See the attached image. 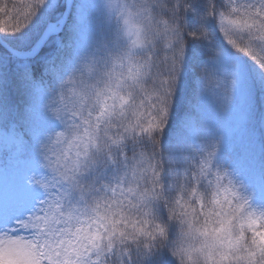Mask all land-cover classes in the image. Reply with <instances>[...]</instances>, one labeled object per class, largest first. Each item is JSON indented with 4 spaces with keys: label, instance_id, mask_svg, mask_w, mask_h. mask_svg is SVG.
<instances>
[{
    "label": "snow or ice",
    "instance_id": "snow-or-ice-1",
    "mask_svg": "<svg viewBox=\"0 0 264 264\" xmlns=\"http://www.w3.org/2000/svg\"><path fill=\"white\" fill-rule=\"evenodd\" d=\"M0 13L2 155L21 169L0 264H264V194L197 110L223 100L249 128L264 0H0Z\"/></svg>",
    "mask_w": 264,
    "mask_h": 264
},
{
    "label": "trees",
    "instance_id": "trees-1",
    "mask_svg": "<svg viewBox=\"0 0 264 264\" xmlns=\"http://www.w3.org/2000/svg\"><path fill=\"white\" fill-rule=\"evenodd\" d=\"M6 26H8V17L0 13V27ZM12 97L14 103H22L15 92L12 93ZM197 110L209 132L218 136L221 152L231 156L234 161L233 166L239 168L248 180L255 184L258 196L264 194V182L261 180L264 175V154H262L264 127L261 125V121L264 120V100L258 101L256 116L248 129H245L241 119H235L231 109L225 108L223 100L202 98ZM31 111L36 126L42 127L44 122L39 112L35 109ZM11 149L12 146L7 145L6 148L4 142H0V205L5 198L9 201L15 199L16 188L21 178L18 162L11 156L2 155L5 151H9L10 155Z\"/></svg>",
    "mask_w": 264,
    "mask_h": 264
},
{
    "label": "rangeland",
    "instance_id": "rangeland-1",
    "mask_svg": "<svg viewBox=\"0 0 264 264\" xmlns=\"http://www.w3.org/2000/svg\"><path fill=\"white\" fill-rule=\"evenodd\" d=\"M94 2H96V0H85V3L87 4V3H94ZM231 111H233V113H234V115H235V119H240V117H239V115H238V113L237 112H235L234 110H231ZM238 126L240 127V124H239V122H238ZM3 136V134L2 133H0V137H2ZM3 142V140H0V142ZM7 145L8 146H12V144H11V137L9 136V138H8V143H7ZM13 201V200H12ZM12 201H9L8 199H4L2 202H1V205L0 206H2V205H4L5 203H11Z\"/></svg>",
    "mask_w": 264,
    "mask_h": 264
}]
</instances>
